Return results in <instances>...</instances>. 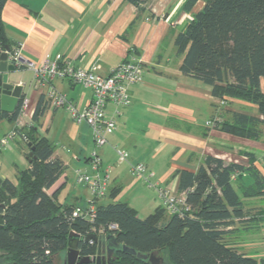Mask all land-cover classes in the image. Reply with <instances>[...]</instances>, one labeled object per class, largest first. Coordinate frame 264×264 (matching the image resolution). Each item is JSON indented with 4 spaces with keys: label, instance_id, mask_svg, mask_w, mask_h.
<instances>
[{
    "label": "crops",
    "instance_id": "1",
    "mask_svg": "<svg viewBox=\"0 0 264 264\" xmlns=\"http://www.w3.org/2000/svg\"><path fill=\"white\" fill-rule=\"evenodd\" d=\"M185 2L148 0L147 10L142 13H138L136 6L128 0L5 2L0 20L6 38L10 46L22 43L21 54L25 60L40 62L59 56L75 67L94 68L102 76L108 75L129 55L144 65L142 82L128 88L130 103L125 106L106 105V115L113 117L116 129L106 135V143L98 150L102 168H106L110 176L107 190L99 198H93L87 187L76 181L79 171L92 172L89 154L94 145L89 126L85 122H75L63 108H53L46 103L44 94L48 86L38 85L31 70L16 69L9 74L11 82L23 86L22 99L29 101L30 114L26 121L43 96L45 110L31 125L21 126L18 133L27 138L29 132L35 137H45L54 146L53 157L63 162L64 170L45 192L55 194L60 204L85 207L92 202L95 206L125 202L137 214L140 205V208L153 211L162 207L168 216L170 213L165 208L159 188L177 192L176 172H195L208 154L245 166L249 158L245 154H252L253 165L264 176V129L258 140H252L205 125L207 120L215 117L230 120L233 112H245L239 109L241 107L249 108L251 111L245 113L251 115H257V109L253 104L234 98H225L222 102L212 95L211 86L181 72L183 55L177 54L174 39L203 6V2L198 1L191 11L186 12L183 8ZM50 84L78 110H83L92 100L91 89L68 79H54ZM226 102L236 107H220ZM3 120L10 124L0 139L16 125L14 120ZM13 140L22 153L18 163L5 156L14 150L9 148L5 149L6 154L0 152V161L4 159L10 164L9 174L16 180L2 170L0 177L16 183L18 171L29 167V143L28 140ZM116 150L125 151L126 160L120 161ZM136 163L144 164L151 173L149 181L152 186L131 174L130 166ZM69 181L72 188L76 182L81 191L71 195L70 202L67 199L71 189L69 192L65 190ZM250 182L247 178L246 184ZM147 188L152 190L149 197L140 198L141 203L136 197H132V203L116 201L124 191L146 192ZM106 198L112 201L104 202ZM258 199L264 197L242 198L247 214L240 223L235 221L234 228L239 238L234 245L248 256L261 258L264 257V207L257 202ZM136 202L140 204L135 205ZM257 233H262V241L255 244ZM58 257L61 259L62 256Z\"/></svg>",
    "mask_w": 264,
    "mask_h": 264
},
{
    "label": "trees",
    "instance_id": "2",
    "mask_svg": "<svg viewBox=\"0 0 264 264\" xmlns=\"http://www.w3.org/2000/svg\"><path fill=\"white\" fill-rule=\"evenodd\" d=\"M6 1L0 0V13ZM128 1L138 13L147 10L148 0ZM198 1L203 6L174 39L177 54L183 55L181 72L211 86L220 100L255 105L257 115L233 112L215 127L258 140L264 129V0H186L184 10L191 11ZM7 45L0 20V52ZM45 105L40 96L32 121ZM18 111H0V122L15 121ZM27 139L29 152L33 147L32 156L27 155L29 167L18 171L16 183L0 177V264H54V256L65 253L71 231L110 232L120 245L142 254L165 250L170 264H264V257L248 256L225 239L235 221L247 214L242 198L264 197V176L253 165L252 154H245L247 166L208 154L195 172L177 171V192L185 194L189 207L183 216H166L158 207L140 218L127 203L110 202L96 205L89 220L72 217L74 206L60 204L55 194L45 192L63 172V162L53 157L54 146L45 137L29 132ZM111 224L116 229L110 230ZM78 250L81 256L94 255L96 244L79 242ZM107 264L152 263L116 249Z\"/></svg>",
    "mask_w": 264,
    "mask_h": 264
},
{
    "label": "built area",
    "instance_id": "3",
    "mask_svg": "<svg viewBox=\"0 0 264 264\" xmlns=\"http://www.w3.org/2000/svg\"><path fill=\"white\" fill-rule=\"evenodd\" d=\"M10 49L1 50L0 53H7V61L16 69H29L32 71L36 83L40 86L47 85L48 88L44 94L46 103L53 108H63L68 112L75 122H85L93 136V145L89 154V165L91 173L78 172L77 181L84 184L89 190L93 198L102 197L109 184V172L106 168H102L101 156L98 152L106 143V135L112 133L116 129V122L111 116L106 115L107 103H113L116 106H125L130 103L129 86L131 84L141 83L143 80L144 65L135 56L129 55L111 72L102 76L94 68L75 67L68 60H61L59 56L53 59H45L40 62H32L23 59L21 50L22 43L17 42ZM54 79H68L75 84L87 87L92 91V100L83 109L78 110L76 106L68 100L62 93L57 91L50 83ZM223 102V100H222ZM19 111L16 118V125L8 131L0 139V151L7 142L13 139L27 141L25 135H19L18 130L21 126H29L32 124V119L25 120L30 114V104L28 99L23 98L19 102ZM216 122H220L218 117L207 120L206 126L214 127ZM120 161L126 160L127 154L125 151L116 150ZM131 174L143 178L149 186H152L149 181L151 173L142 163H136L130 166ZM159 194L163 199L166 210L170 214L183 216L188 212L189 207L185 202V194L171 192L167 188H159ZM95 204L89 203L85 207H74L72 217H83L92 220ZM110 230L116 229L115 224L109 226ZM110 232H101L106 234ZM111 234V233H110ZM95 256L90 255V257Z\"/></svg>",
    "mask_w": 264,
    "mask_h": 264
},
{
    "label": "water",
    "instance_id": "4",
    "mask_svg": "<svg viewBox=\"0 0 264 264\" xmlns=\"http://www.w3.org/2000/svg\"><path fill=\"white\" fill-rule=\"evenodd\" d=\"M6 51L10 49L7 45ZM16 71L13 64L8 63L7 53H0V111L11 114L18 107L20 100L22 99L23 86L20 84H14L9 80V74ZM30 146V144H29ZM33 147L29 152V156H32ZM4 224L2 214H0V226ZM79 242H89L96 244L95 256H81L78 250ZM121 249L127 253L135 255L139 259L148 260L152 264H161L162 261L154 255V253L142 254L136 252L135 249L125 245H120L115 237L110 234H95L89 233L87 235H79L73 231L68 234L67 247L65 249V258L61 264H107L112 261V254L114 250ZM2 264H19L17 262H7ZM55 264V263H54Z\"/></svg>",
    "mask_w": 264,
    "mask_h": 264
},
{
    "label": "rangeland",
    "instance_id": "5",
    "mask_svg": "<svg viewBox=\"0 0 264 264\" xmlns=\"http://www.w3.org/2000/svg\"><path fill=\"white\" fill-rule=\"evenodd\" d=\"M223 106H227V107L233 106V107H236V106H234V105H232V104H230L228 102H226L224 105H220V107H223ZM239 109L241 111H245V112H248V113L251 111L249 108H246V107H241ZM9 124L10 123L8 121H6V120H3L2 122H0V135L5 131V129L7 128V126ZM52 141H54V140L52 139ZM6 148L14 149V150L11 152V154H6L5 153L6 152L5 151ZM0 152L3 153V154H6L5 156H7V158L11 159L12 161H15L16 163H18V159L20 157V154H22L21 151H20V149L17 147V144H16L15 140H10L9 143L7 145H5ZM5 156H4V158H5ZM8 164H7V161L4 162V159H2L0 161V166H1L0 171L2 170L4 172L8 173V175H10L9 177L15 181L16 178L13 175L9 174V173H11L10 172L11 169H10V164L9 165ZM76 181H77V179H76ZM75 184H76V186L73 184L74 186L72 188L71 187V181H69V184L65 188V190L67 192H69V190L71 189V194H69L70 196L67 199L68 202H70V200H71V195H74V193H76V191H80V188H79L80 186L76 182H75ZM77 186H79V187H77ZM150 190H152V189L147 188V191L146 192L145 191L134 192L133 190H131L130 192L124 191V192H122V194H119L118 195L116 201L117 200H119V201H131L130 203H132V200H131V199H133L132 197H136V198H138V200L141 203L140 198H142V197H144V198L149 197ZM138 195L140 197H138ZM103 201L104 202H106V201L109 202V201H112V200L109 199V198H106ZM257 202H259L264 207V199H262V200H259L258 199ZM136 203H135V205H139L140 204L139 202H136ZM138 207H139L138 208L139 209V214L138 215H139L140 218H143V217L147 216L148 214L152 213V211H153V210H148L147 208L145 209V207L144 208H140V205ZM261 234L262 233H259V234L257 233L256 234V236L254 238L255 244L256 243L258 244L260 241H262L261 240L262 239L261 238ZM238 238H239L238 232H236L235 228L233 227L232 230H231V232L228 233V234H226V238L225 239L227 241H229L230 243H233L234 244V242L236 240H238ZM59 255L62 256L61 259H59L58 255L54 256V258H53V262L56 263V264H61L62 263L63 256L65 258V253H61ZM154 255L156 257H158L162 262H165V264H170L168 262V260H167L166 251L165 250L164 251L155 252ZM112 258H113V254H112Z\"/></svg>",
    "mask_w": 264,
    "mask_h": 264
}]
</instances>
